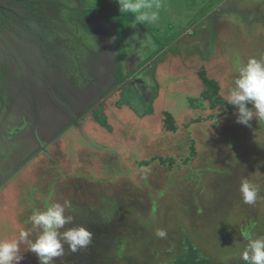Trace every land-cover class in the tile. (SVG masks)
I'll list each match as a JSON object with an SVG mask.
<instances>
[{
    "label": "rangeland",
    "instance_id": "1",
    "mask_svg": "<svg viewBox=\"0 0 264 264\" xmlns=\"http://www.w3.org/2000/svg\"><path fill=\"white\" fill-rule=\"evenodd\" d=\"M202 2L203 0H160L158 23L138 24L137 28L129 26L133 17L120 13L117 0L81 1L79 7L73 8L72 13L78 14L75 21L68 20L70 11L64 12L62 7L56 8L48 3L47 9L32 12L34 15L19 10L17 15L9 13L11 21L0 26V53L5 55L4 58L0 56L4 59L0 61V85H7V88L0 90V112L4 118V126L11 124L12 127L21 128V124L26 122L34 127L42 96L50 129L39 134L42 141L40 144H45L42 148L37 147L38 142L20 147L23 153L17 163L24 158L25 163L15 168V172L8 177L20 173L17 183L25 181L27 184L19 190H13L10 203L7 198L4 201L13 208L10 205L15 203L14 199L22 198L27 186H30L29 191L33 187L35 192L29 193L28 201L33 204L18 202L17 208L22 207L27 212L16 218L14 223L10 218H1L0 213V227L4 228L1 240L12 233L18 235L13 240H19V229L30 232L29 240H35L39 230L33 227L30 216L34 210H44L40 198L43 195L45 209L52 204L51 200L54 203H70L66 208V215L73 219L61 231L83 225L93 234L91 244L75 253L65 244L64 255L55 258L54 264H164L182 252L185 239L198 255L210 259L211 264L244 262L241 253L247 240L241 236L242 230L246 229L253 237L264 235V121L254 119L250 127L242 125L236 122L235 111L231 115L218 117L217 123L206 120L191 125L189 129L185 128L192 118H208L213 113L223 112L222 108L194 112L184 104L187 97L197 93V70L201 59L211 54L214 47L224 50L222 59L226 64L234 66L230 75L221 80L224 97L238 74L237 68L248 60L242 51L238 52L237 39L232 36L228 40L225 33L228 28L223 31L222 38L218 34L213 39L212 34L209 44L194 43L190 49H186L189 52L200 50L199 59L188 58L181 62L177 55L172 56V52L176 50H170V47L176 49L177 44L173 45L172 41L177 35V26L180 29L186 26L193 28L192 23L202 17L203 7L192 12L187 21L170 18L164 9H171L175 15L183 17L188 15L187 11ZM213 2L215 0H205L203 3L211 5ZM94 9H97L96 15ZM244 19L247 20L244 16L239 17L238 33L243 30L241 25ZM15 22L30 29L22 30ZM50 25L51 41L43 40L45 44L37 39V35L45 37L41 28ZM76 30L87 35L85 37L88 39L109 35V52L103 55L101 53L99 61H92V55L86 49H83L85 53L77 50L73 58L66 56L70 62L55 63L53 79L59 78L61 74L71 76V71H78L79 74H96L100 69L107 74L115 72V90L119 92L108 98L102 115L95 117L106 122V130L110 132L108 136L99 129L97 121L94 122L84 112L86 109L81 110L75 106V115L71 110V114L66 112L71 106L68 102L66 105L61 103L63 94L66 95L65 90H57V86H52L47 93V89H41L40 92L32 87L15 89L11 88L13 83L8 85L11 81L8 82L5 69H11L12 76L15 77L22 76L24 72L21 52L29 61L41 55L40 49L46 48V45L54 53L58 50L73 52L82 44V40L84 43L88 42ZM115 30L118 37L114 34ZM185 33L187 35L191 30H185ZM247 33L249 37H253L251 42L247 41L251 44L250 52H254L256 58L264 56V27L257 33L248 28ZM133 35L138 39L132 40ZM145 35L153 43L141 48L139 40H143ZM229 44L237 47L235 53L232 51L234 57L229 52ZM244 46L243 49L248 51V45ZM155 50L159 53L148 64L139 67L143 58L152 56ZM247 53L249 56L250 53ZM43 57L45 56L42 54L39 59L41 63L37 67L34 64L31 66L40 78L44 77L40 68L47 66ZM163 59L170 65L154 70V64ZM172 60L174 65H171ZM175 61H180L177 66ZM92 62L99 66L96 72L90 69ZM223 72L221 65L215 66L213 76L220 77ZM133 78L138 80L134 82ZM160 79L161 86L164 87L161 89L162 93L149 98L150 95L157 94L153 87H156ZM130 82L133 83L131 86ZM140 82L151 89L147 88L143 93L132 88L135 84L141 85ZM45 95L51 98L49 102H46ZM100 104L96 106L97 111H101ZM173 104H177L176 114L171 113L176 125L174 129V124L168 125L167 115L173 110ZM205 104L208 106V102ZM70 116H86V120L77 119V122L80 120L78 128H71L76 134L74 139L72 137L75 134L71 138L62 136L63 130L68 127L64 125L70 120ZM109 118L115 122V127L108 124ZM94 131L97 138L103 133L102 138L96 141L92 135ZM191 140L194 142L196 155L187 165L177 167L176 164L172 171L158 164H152L148 169L138 165L140 160L157 156L173 155L180 160L188 153ZM106 146L109 148L108 152ZM91 147L92 150L96 148L103 152L92 151L89 149ZM65 150H74L76 159L73 152L70 156ZM31 153L33 157H29ZM11 167H6L3 171ZM191 176L192 179L188 178ZM245 177L260 187V198L255 205L243 203L239 189L241 179ZM157 229L166 230V238H158L155 235ZM28 248L27 242L19 245L20 254L25 256L21 264H38L36 256Z\"/></svg>",
    "mask_w": 264,
    "mask_h": 264
},
{
    "label": "flooded vegetation",
    "instance_id": "2",
    "mask_svg": "<svg viewBox=\"0 0 264 264\" xmlns=\"http://www.w3.org/2000/svg\"><path fill=\"white\" fill-rule=\"evenodd\" d=\"M81 1H84V0H72V1H68V0H48V1L47 0H29L28 3H27V0L26 1H24V0H22V1H20V0H0V26L5 25L9 21H11V17H9V13H13L14 15H17L16 13L18 12V10L23 12V13H27V11H28V13H31V14H32V12L37 13L40 10L47 9L46 6L48 3L51 6L56 7V8L62 7L64 9V12H66V11L73 12V8H75L77 6L79 7ZM202 12H203V14L201 15L202 16L201 19H199L197 17L199 20L197 19V21L192 23L191 26H193V28L189 27V26L184 27L183 30L180 32V34L178 32L176 37L173 39L172 42L175 41V43L177 45H176V49H174V47L173 48L170 47V50H176V51L172 52V56L177 55L179 59L181 58V62L184 60H187L188 58L199 59L200 58V53H199L200 50H197L195 52H189V51H186V49L187 48L190 49L191 44H194V43L195 44H198V43L209 44L211 42V35L212 34H213V39H215V37H217L218 34L220 35V38H222L223 31H225L226 28H228V30H226V32H225L227 34V38L229 40L230 37L234 36L237 39L238 43L236 46L238 47V52H239V50H240V52L242 51L243 54L247 57V59H249L250 57H256L255 54L253 55L254 52L253 53L250 52V50L252 49L250 46L251 44L247 43V41L251 42V39H253V37L252 38L249 37L247 30H248V28H250L251 30L253 29L254 33H257V32H260V29L262 28V26L264 27V0H215V2H213L211 5L210 4H204ZM32 15H34V14H32ZM241 16H244L247 20L244 19V22H242V25H241V28L243 30L241 31V33H238L237 31L239 30V25H238L239 24V17H241ZM27 23H29V22H27ZM46 23H47V21H45V24ZM243 24H245V25H243ZM16 25L18 27L20 26L22 30L30 29V28L23 27L22 25H19L17 23H16ZM52 25H53V23H52ZM39 30H40V28H39ZM51 30H52L51 25H50V27L48 26L47 28H44V29L41 28L42 35L45 34V37L40 38L37 35V39L40 41H43V40L51 41L50 40V38L52 36ZM185 30H187V32H189L191 30V33H187V35H186ZM229 30H232L233 32H231ZM37 32H39L38 28H37ZM76 32L78 35L81 34L80 36L83 37L84 39H86V38L88 39V37H85L87 35L83 34L81 31L79 32L76 30ZM55 36L57 37L56 34H55ZM186 36H189L187 38H191V39H187ZM108 39H110L109 35L108 36L99 35V39L89 38L88 42H86V43H84V41L81 39L82 44L78 45V48L76 47V49H74L73 52H71V51L62 52V51L58 50V52L54 53V52H52L53 49L52 50L49 49L47 47L48 45H46V48L40 49V52L43 54V56H45V57H43V60L47 64V66L45 65L46 67L44 66V67L40 68L41 72L44 74V77H41V78L39 77L38 72L35 71V69H33V67H31V66H33V64H34L37 67V65H39L41 63V61L39 59H40V57H42V54L39 55L35 60L31 59V61H29V59H25L28 57L25 56L21 52L20 59H21V61H23L24 72H23L22 76H20V77H18V76L15 77V75L13 74L14 75L13 79H12L13 82L9 83L8 85L11 86V84L13 83L11 88H15V89H18L20 87H24V88L25 87H32L33 89H37L40 92H41V89H43V90L47 89V93H49L52 86H57V90H62V91L65 90L66 95L63 94V98L61 99V101H63V102H61L62 105H66V103L68 102V104L72 108V109L69 108L66 112H70V110L74 112V107L78 106V108H81V110L86 109V111H84V112L86 114H88L90 116V118L93 119L94 122H95V120L98 121L95 118V113L97 111L96 106L99 103H101L100 107H99V108H101V111H100V114H101L103 109H104V103L107 102L108 98H110V96L113 93L117 92L115 90V84H114L115 72L112 74H107L100 69V71H98L96 74L95 73L94 74H87V73L79 74L78 71H76V72L71 71L72 72L71 76L67 75V74H61V76L59 78H56V79H53L52 72H54L53 68L55 67V63L59 64L60 62L63 63V62L69 61L68 58H73V54L76 56L77 50L83 51V49H86L92 55V57H90L91 60H93V59H96L97 61L100 60L101 53L103 55V54H107V52H109V50H108L109 40ZM185 39L192 41V42H188ZM62 45H64V44L62 43ZM244 45H248L247 46L248 51L243 49L245 47ZM229 46L231 49V51H229V52H230L231 56L234 57L233 52L235 53V50H237V47H232L230 44H229ZM41 47H42V45H40V48ZM68 47H69V45H68ZM223 47H224V44H223ZM45 50H47V52H44ZM179 50H181V51H179ZM182 51H184L186 53H183ZM247 52L250 53L249 56H248ZM212 53L209 54L206 58L201 59L202 62L200 64L199 69L197 70V74L199 76V72L202 70L205 72L206 79H208V80L213 79L214 81H216L219 85V94L222 97H224L223 93H222V86H221V84H223V82L221 80H222V78H223V80H225V78H227L230 75V71H231V69H234V66H230V64H226V62L222 59L221 54L225 55L224 50H222V49L220 50V49L213 47ZM214 54H215V56H213ZM0 56H2L1 53H0ZM2 57L4 58L5 55ZM2 57H0V61L4 60V59H2ZM93 57H97V58H93ZM179 62L180 61H178V62L175 61V63H176L175 65L177 66L179 64ZM166 65H170V64L168 62H164V59H163L161 62H158L157 64H155L154 70L159 68L160 66H162V68H163ZM171 65H174V60L171 61ZM220 65L222 68H224L223 75L220 77L213 76V75H215V74H213L214 73V67L220 66ZM98 67L99 66L96 64V65L90 67V69H91V71L96 72ZM145 68H147V67H145ZM36 69L38 71H40L39 68H36ZM57 69L59 70L60 68L57 67ZM143 70H145V69L143 68ZM7 72L12 75L11 69H8V68H7V70L5 69V74H7ZM133 73H135V72H133ZM155 73H156V71H155ZM50 76H52V77H50ZM155 78H156V76H155ZM132 80L134 82H136L138 80V78H133ZM197 81L199 82V85L197 88H195V89H198L196 91L197 93L195 96L200 98L201 97L200 92L203 89L204 83L201 80L200 76H199V78H197ZM131 82L129 83V85L131 84ZM140 83H141V85H139V83H138V84H135L132 88L137 90L138 92L141 91L143 93L147 90V88L151 89V87L147 86L146 84H144L142 82H140ZM176 83L178 84L179 81H176ZM5 88H7V85L1 83L0 90L5 89ZM163 88L164 87L161 86V79H160L157 81L156 87H153V90H156L157 94L156 95L155 94L150 95L149 98H153V96H157V95L160 96L161 89H163ZM170 88H173V87H170ZM118 92H119V90H118ZM192 92H195V91H192ZM147 94L149 95V93H147ZM80 96H82V97H80ZM44 97L47 99L46 102H49L51 100L49 95H45ZM40 98H41V100L39 99V102H41V103H39V110H38L37 115L35 117V126L34 127H33V125H30L26 122H25V124H23V123L21 124V126H20L21 128L12 127L11 124H9L6 127V126H4L5 123H3L4 122L3 115L1 116V112H0V199H1V201H0V204H1L0 213L2 215L1 218H3V219L10 218L11 222H13V223H14L16 218L22 217L27 212L26 210H23L22 207L19 208V206H18V208H17L18 202H23V201L24 202H30V201H28L29 200V193L31 194V191H34L33 190L34 188L32 187V190L29 191L30 186H27L28 189H27L25 195H23L22 198H18V200L15 197H13V199L15 198L14 199L15 203L13 205H10V206H14V207L13 208L9 207L6 205L4 200H6V198H7L8 199L7 202L10 203L11 202L10 198H12L13 190L14 189L19 190V188H21L23 185H26L27 183H25V181H23L21 183H17L16 179L19 175H21L20 173L19 174L15 173L13 176H10V177H8V176L11 175L13 172H15V168L17 169L20 167V165L25 163V161L23 162V160L25 158L23 160L21 159V161L17 163V160L19 159V157H21L20 154L23 153V150L20 147H22V145H29V144H33L34 142H38L37 147L40 146V148H42L45 144H43V143L40 144L42 141H41L39 134H40V132H43L44 130L49 131V129H50L49 122H48L49 119L46 115L45 107L42 104L45 101L43 100L42 96ZM84 105H85V107H84ZM114 106H113V109H114ZM173 106H174V104H173ZM181 106L184 107L183 105H181ZM144 107H145V105H144ZM176 107H177V104L173 107V110H170L171 112H168V114H167L169 117V122H168L169 126H172L174 124L173 123L174 119H173V117H170V116L172 115L171 113L176 114ZM222 109H223V111L225 110L223 107H222ZM65 110H66V108H65ZM71 113L72 112H70V114ZM75 114H76V112H74V115ZM77 119H80V120L85 119L86 120V116L85 117L80 116L79 118L70 116V120L68 122H66V124L64 125V127L68 126L67 128L64 129L65 131L63 130V127H62V130H63L62 136L63 137L65 136V138H66V136H67V137L71 138V136H73L75 134L72 132L71 128H78L79 127L80 120H79V122H77ZM191 120H193V118ZM191 120H190L188 126L185 127L186 129H189V127L193 124H200L206 120L217 123L218 118L205 119L203 121H198L195 123H191ZM108 122H109L108 124L115 127V124H114L115 122L112 119L109 118ZM2 123H3V126L1 127ZM96 123L100 126L99 129H102L105 132L104 134H106L107 136L110 135V132L108 133V131L106 130L107 127H105L106 126L105 121L101 124H99L98 122H96ZM62 130L60 129L59 132H61ZM94 132L93 133L91 132V133L94 136L93 138L96 141L102 138L103 133H100V137L97 138L96 137L97 133L95 132V134H94ZM74 137H76V134L72 138L74 139ZM78 143H76V144H78ZM191 144L194 145L193 140H191ZM74 146L78 147V145H74ZM89 149L92 150L93 148L91 147ZM108 149L109 148L107 147L106 148L107 152H108ZM66 150H67V148H66ZM92 151L103 152V151L96 150V148H95V150H92ZM68 152H69L70 156H72L71 154L73 152V157H74V159H76L77 155H76L74 150L73 151H70V150L66 151L67 154H68ZM32 155L33 154L31 153L29 155V157H33ZM176 164L177 163H175L173 166L175 167ZM10 166H12V167L9 170L3 171L6 167H10ZM174 167H172V169H170V170L171 171L174 170ZM177 167H178V164H177ZM146 168L148 169V167H146ZM8 179H10V180H8ZM10 183H12V185ZM13 185H15V187H12ZM55 196H57V195L55 194ZM55 196H54V198H55ZM40 198H41V201L43 203L44 210H45L44 196L40 195ZM50 202L53 204L54 200H51ZM30 203L33 204L32 202H30ZM47 203L49 204L48 201H47ZM15 207H16V209H15ZM3 229L4 228L0 227V235L4 234ZM19 230L22 231L21 229H19ZM16 232H18V231H16ZM14 236H18L17 233H12L11 235H7L2 240H9L10 238H11V240H13Z\"/></svg>",
    "mask_w": 264,
    "mask_h": 264
},
{
    "label": "clouds",
    "instance_id": "3",
    "mask_svg": "<svg viewBox=\"0 0 264 264\" xmlns=\"http://www.w3.org/2000/svg\"><path fill=\"white\" fill-rule=\"evenodd\" d=\"M122 15H131L133 20L130 27L138 24L155 25L159 21L160 0H117ZM189 37V36H188ZM132 40L138 37L133 35ZM140 41V47L152 45V40L145 35ZM237 75L228 88L226 102L232 105L236 112V122L251 126V121H264V56L250 57L246 63L237 68ZM240 193L243 203L255 205L260 198V187L248 178H242ZM68 201L64 204L53 203L45 210H34L30 221L39 230L35 240H29L30 232L21 231L19 240H0V264H21L25 256L20 254L19 245L27 242L28 251L33 253L38 264H54L55 258L64 255V245L67 244L71 252L75 253L86 248L92 242V232L85 226H75L61 231L66 224L72 222V217L66 215ZM158 238H166L164 229H157ZM241 236L247 244L241 253L245 264H264V235L253 237L246 229Z\"/></svg>",
    "mask_w": 264,
    "mask_h": 264
},
{
    "label": "trees",
    "instance_id": "4",
    "mask_svg": "<svg viewBox=\"0 0 264 264\" xmlns=\"http://www.w3.org/2000/svg\"><path fill=\"white\" fill-rule=\"evenodd\" d=\"M96 13H97V9L96 10L94 9V14L96 15ZM77 16H78L77 13L70 12V14H68L67 17H68L69 21H75L74 18H76ZM178 32H179V30L177 31L176 34H178ZM180 32H179V34H180ZM157 52L158 51L155 50L153 52L152 56L144 57L142 60V63L139 64V67H143L146 64H148V62H150V60L153 59L159 53V52L158 53ZM93 60H96V59H93ZM92 64H93V62H92ZM155 64H157V63H155ZM155 64H154V66H155ZM92 66H94V64ZM199 76L201 77V80H203V83H204L203 89L200 92L201 97L199 98V97H196L193 95L190 97H187L185 100V103H184V104H186V108H188L194 112H196L198 110L204 111L207 109L212 111L216 108H222V107L225 110L223 112H220V113H213V114L209 115L208 118H201V117L193 118V120H191V123L203 121L205 119H215V118H218V117L223 116L225 114L231 115L233 113V111L234 112L236 111L235 108L232 105L227 104L226 99L219 94V85L216 81H214L213 79H210V80L206 79L205 72L202 70L199 72ZM6 77L8 79V82L9 81L13 82V80H12L13 76L10 73L7 72ZM3 78L4 77L2 76V79ZM206 101L208 102V106H206V104H205ZM98 115H100V110L96 111L95 117ZM97 120H98L97 122L99 124L103 123L99 117L97 118ZM173 126H172L173 128H176L175 124ZM187 126L188 125H186V127ZM195 155H196V149H195L194 145L191 144L188 153H186V156L181 158L180 160L176 159L173 155L161 156V157L157 156V157H152L149 159L140 160L138 162V165L140 168H145V167H149L152 164H158L161 167H166L168 169H172V167L175 163H177L179 166L187 165L195 157ZM188 178L192 179V176L188 177ZM182 247H183L182 252L177 254L174 259H172L171 261L164 263V264H211L210 259L202 257L196 253V251L192 248L193 246H191L190 242L187 239H185L183 241ZM241 264H245V262H243Z\"/></svg>",
    "mask_w": 264,
    "mask_h": 264
},
{
    "label": "crops",
    "instance_id": "5",
    "mask_svg": "<svg viewBox=\"0 0 264 264\" xmlns=\"http://www.w3.org/2000/svg\"><path fill=\"white\" fill-rule=\"evenodd\" d=\"M48 1V0H47ZM205 0H203V2H204ZM201 3V4H203L202 6H201V4H199L198 6H196V7H194L193 9H191V10H189V11H187L188 12V15H186V16H183V17H181V16H177V15H175V13L171 10V9H168V8H165L164 9V11L167 13V14H169L171 17L170 18H181L183 21H187L188 19H190V16H191V13L192 12H194L196 9H198V7L201 9L203 6H204V3ZM201 6V7H200ZM127 24L129 23V21H127L126 22ZM130 23H131V21H130ZM137 28V27H136ZM183 28L184 27H182L181 29H180V26H177V30H179V32L180 31H182L183 30ZM176 30V31H177ZM177 33V32H176ZM114 34L116 35V37H118V34H117V30H115V32H114ZM186 40V39H185ZM186 41H188V42H192V41H189V40H186ZM194 41V40H193ZM115 44V43H114ZM176 43H175V41H174V44L173 45H175ZM139 59V58H138Z\"/></svg>",
    "mask_w": 264,
    "mask_h": 264
},
{
    "label": "water",
    "instance_id": "6",
    "mask_svg": "<svg viewBox=\"0 0 264 264\" xmlns=\"http://www.w3.org/2000/svg\"><path fill=\"white\" fill-rule=\"evenodd\" d=\"M188 36H186V38H187ZM187 39H191V38H187Z\"/></svg>",
    "mask_w": 264,
    "mask_h": 264
}]
</instances>
